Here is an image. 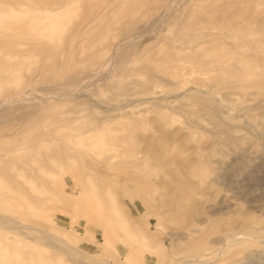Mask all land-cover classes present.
Segmentation results:
<instances>
[{
    "label": "rangeland",
    "instance_id": "374dc122",
    "mask_svg": "<svg viewBox=\"0 0 264 264\" xmlns=\"http://www.w3.org/2000/svg\"><path fill=\"white\" fill-rule=\"evenodd\" d=\"M46 231L264 264V0H0V264L91 261Z\"/></svg>",
    "mask_w": 264,
    "mask_h": 264
},
{
    "label": "bare ground",
    "instance_id": "6f19581e",
    "mask_svg": "<svg viewBox=\"0 0 264 264\" xmlns=\"http://www.w3.org/2000/svg\"><path fill=\"white\" fill-rule=\"evenodd\" d=\"M8 6V5H7ZM86 210V209H85ZM70 211V210H69ZM90 211V210H89ZM97 211V210H96ZM103 212V211H102ZM113 213H114V219L116 220V222L118 223V225L120 226V227H122L123 229H125V231H127V235L128 236H134L133 235V233H132V231L127 227V224H126V219H125V217H123L122 215H121V213H119V211L117 210V207L115 206V204H113ZM81 217H83V216H81ZM2 222V221H1ZM70 226V225H69ZM108 228V227H107ZM34 229H36L35 227H34ZM37 230V229H36ZM114 230V229H113ZM196 232H197V230H196ZM46 233H47V235H45V236H48V238L49 239H51V240H54L53 242L54 243H56V245H58L57 244V242L56 241H58V242H61L62 244H64L65 246H62V249H63V251L67 254V256L69 255V257H72V258H69V259H73V257H74V259L76 260V262H80V261H82L84 258H86V257H88L91 261L90 262H88V264H100V263H98L97 261H95L92 257H91V255L89 254V253H84V252H82V251H80L79 249H77V248H75V247H73V246H71V244H70V240L68 239V238H62V239H58L56 236H53L52 234H50V233H48L47 231H46ZM212 233V232H211ZM105 236H104V239H103V241H102V243H100V245L104 248V249H107V248H109L110 246H111V240H110V236H109V234H104ZM235 235H238V234H233V235H231V236H228L227 237V239L228 238H232V240H230L229 241V245H228V250L230 251V252H233V253H237V252H239L241 249H244L249 243H247V242H245V243H240L239 242V239H237V238H234L235 237ZM42 237V236H41ZM126 238V237H125ZM202 239V238H201ZM95 241H97V240H95ZM94 241V242H95ZM140 241V243H141V245H142V247L144 248V250H146V251H148V252H150L151 254H153L155 257H157V255H156V253H155V251H154V248L151 246V244L149 243V242H147L144 238H142V239H140L139 240ZM250 245V244H249ZM52 246V245H51ZM59 247H60V244L58 245ZM124 246V245H123ZM136 246V245H135ZM66 247V248H65ZM138 248V247H137ZM133 249V248H132ZM135 249V248H134ZM133 249V250H134ZM131 250V249H130ZM204 250H206L205 249V245L204 244H202V245H198V246H194V247H188V248H186V251H185V258H188V259H190L191 260V258H196L194 261H191L190 263L191 264H195V262H206V261H204V259H203V257H204ZM136 251V250H135ZM120 253V252H119ZM138 253V252H137ZM125 257V256H124ZM143 257H145V256H143ZM167 258V256L165 255V254H163V255H161L160 256V259L161 260H164V259H166ZM68 259V258H67ZM78 260V261H77ZM80 260V261H79ZM126 260H129L128 258H126ZM200 260V261H199ZM68 261V260H67ZM83 262V261H82ZM163 262V261H162ZM74 263V262H73ZM83 264V263H82ZM85 264V263H84ZM114 264H116V263H114ZM136 264V263H135ZM183 264V263H182ZM185 264V263H184Z\"/></svg>",
    "mask_w": 264,
    "mask_h": 264
}]
</instances>
